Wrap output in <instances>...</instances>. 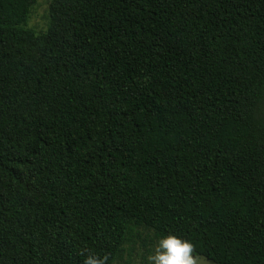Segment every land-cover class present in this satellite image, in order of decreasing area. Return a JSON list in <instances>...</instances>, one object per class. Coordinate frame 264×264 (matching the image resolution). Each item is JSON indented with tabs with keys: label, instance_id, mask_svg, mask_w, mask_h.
Returning <instances> with one entry per match:
<instances>
[{
	"label": "trees",
	"instance_id": "16d2710c",
	"mask_svg": "<svg viewBox=\"0 0 264 264\" xmlns=\"http://www.w3.org/2000/svg\"><path fill=\"white\" fill-rule=\"evenodd\" d=\"M0 0V264H113L139 228L264 264V0Z\"/></svg>",
	"mask_w": 264,
	"mask_h": 264
},
{
	"label": "rangeland",
	"instance_id": "374dc122",
	"mask_svg": "<svg viewBox=\"0 0 264 264\" xmlns=\"http://www.w3.org/2000/svg\"><path fill=\"white\" fill-rule=\"evenodd\" d=\"M50 0H37L27 21V27L42 31L48 24V4ZM131 251L125 250L122 257L113 264H149L148 257L154 254L158 240L146 229L139 228ZM195 264H214L203 257H193Z\"/></svg>",
	"mask_w": 264,
	"mask_h": 264
},
{
	"label": "clouds",
	"instance_id": "9594fccd",
	"mask_svg": "<svg viewBox=\"0 0 264 264\" xmlns=\"http://www.w3.org/2000/svg\"><path fill=\"white\" fill-rule=\"evenodd\" d=\"M192 243L174 234L159 238L154 254L148 257L149 264H195ZM105 257L89 255L84 264H105Z\"/></svg>",
	"mask_w": 264,
	"mask_h": 264
}]
</instances>
